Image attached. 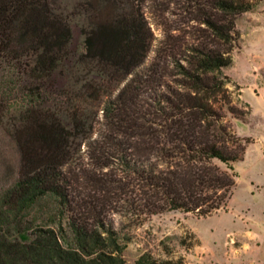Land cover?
I'll return each instance as SVG.
<instances>
[{
    "label": "trees",
    "instance_id": "1",
    "mask_svg": "<svg viewBox=\"0 0 264 264\" xmlns=\"http://www.w3.org/2000/svg\"><path fill=\"white\" fill-rule=\"evenodd\" d=\"M155 1L158 45L149 0H0V129L19 156L0 186V264H127L117 216L227 208L250 139L227 120L243 115L225 69L262 0ZM49 203L53 225L34 223Z\"/></svg>",
    "mask_w": 264,
    "mask_h": 264
},
{
    "label": "rangeland",
    "instance_id": "2",
    "mask_svg": "<svg viewBox=\"0 0 264 264\" xmlns=\"http://www.w3.org/2000/svg\"><path fill=\"white\" fill-rule=\"evenodd\" d=\"M146 15L158 45L163 33L157 26L155 0H149ZM237 29L239 47L225 73L235 82L230 89L243 116L228 115L227 120L250 143L244 159L234 164V195L226 209L206 218L170 211L154 215L142 225H130L117 216L115 227L127 245V264H135L146 252L171 264H264V0L238 18ZM82 44L80 25L74 24L72 49L80 52ZM153 56L154 52L150 58ZM18 159L17 150L0 129V186L17 167ZM54 211L52 203L46 204L32 221L51 224Z\"/></svg>",
    "mask_w": 264,
    "mask_h": 264
}]
</instances>
